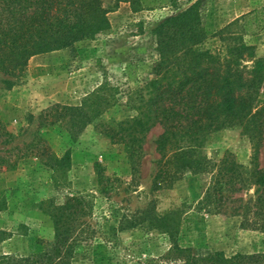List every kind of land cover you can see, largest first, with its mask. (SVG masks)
<instances>
[{
    "label": "rangeland",
    "instance_id": "1",
    "mask_svg": "<svg viewBox=\"0 0 264 264\" xmlns=\"http://www.w3.org/2000/svg\"><path fill=\"white\" fill-rule=\"evenodd\" d=\"M99 1L107 11L108 30L66 49L65 56L32 57L15 77L0 73V120L13 135L8 145H0V151L22 148L38 137L55 157L69 153V166L58 173L46 165V158L35 156L19 160L13 169L0 168V232H4L0 255L22 258L49 250L54 236L49 210L72 197L84 199L88 216L71 264L164 261L168 238L155 225H130L147 210L159 215L178 210L179 244L195 252L218 251L227 257L261 252L264 236L242 228L241 218L232 213V207L253 198V189L233 196L241 201L226 203L221 213L213 207L200 210L198 203L210 180L207 173L186 172L171 187L152 189L160 126L146 134L135 171L123 146L100 133L112 120L137 115L135 107L148 97L144 83L158 60L153 30L196 0ZM199 8L206 33L201 48L226 55L236 44L252 47V60L240 62L245 71L252 69L253 61L264 60V0H200ZM92 95L99 105L92 108L102 115L77 134L69 116L55 126H40L39 116L46 109L54 105L84 108ZM258 100L264 102V87L258 91ZM225 152L244 167H249L256 152L264 170V138L256 151L240 128L224 127L208 136L200 149L211 164ZM96 165L105 178V193L98 185Z\"/></svg>",
    "mask_w": 264,
    "mask_h": 264
},
{
    "label": "trees",
    "instance_id": "2",
    "mask_svg": "<svg viewBox=\"0 0 264 264\" xmlns=\"http://www.w3.org/2000/svg\"><path fill=\"white\" fill-rule=\"evenodd\" d=\"M199 6L200 0H196L153 30L158 60L144 83L147 99L142 98L135 107V117L112 120L100 133L123 146L135 171L146 134L160 126L152 189L169 188L186 172L207 173L210 180L198 206L200 210L213 207L216 213H221L226 203L241 201L233 196L253 189V198L232 207V213L241 218L242 228L264 236V170L258 165L257 153L249 167L240 165L229 152L214 164L200 155L208 136L233 126L240 128L258 150L264 138V102L258 100V91L264 87V60L253 61L252 69L245 71L240 62L244 58L252 60V47L236 44L226 55L201 48L206 33ZM109 27L107 11L99 0H0V73L15 77L32 57L72 48ZM94 97L84 108L54 105L46 109L39 116L40 126H55L69 116L77 134L102 115L98 108H92L99 106ZM12 139L0 120V145H8ZM30 156L46 158V165L56 173L69 166L68 152L57 158L50 154L46 141L37 137L22 148L0 151V168L13 169L19 160ZM95 167L100 191L105 193L102 170ZM48 215L54 231L51 248L22 258L0 255V264H71L85 233L87 204L81 197L68 198L62 205L52 206ZM145 222L150 227L155 225L169 242L164 261L147 260L145 264H264V238L261 252L227 257L223 252L201 253L181 246L178 210L162 215L147 210L130 225Z\"/></svg>",
    "mask_w": 264,
    "mask_h": 264
},
{
    "label": "crops",
    "instance_id": "3",
    "mask_svg": "<svg viewBox=\"0 0 264 264\" xmlns=\"http://www.w3.org/2000/svg\"><path fill=\"white\" fill-rule=\"evenodd\" d=\"M66 50V49H65ZM65 50H60V51H54V52H51V53H47L45 55H49V57H52V58H57V57H61V56H65ZM37 59V56H34V59ZM33 59V58H32Z\"/></svg>",
    "mask_w": 264,
    "mask_h": 264
}]
</instances>
